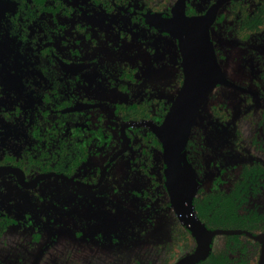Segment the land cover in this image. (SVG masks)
Masks as SVG:
<instances>
[{"label":"flooded vegetation","instance_id":"flooded-vegetation-1","mask_svg":"<svg viewBox=\"0 0 264 264\" xmlns=\"http://www.w3.org/2000/svg\"><path fill=\"white\" fill-rule=\"evenodd\" d=\"M7 232L30 264H264V0H0Z\"/></svg>","mask_w":264,"mask_h":264},{"label":"water","instance_id":"water-1","mask_svg":"<svg viewBox=\"0 0 264 264\" xmlns=\"http://www.w3.org/2000/svg\"><path fill=\"white\" fill-rule=\"evenodd\" d=\"M188 87V85H187ZM186 87V89H187ZM186 90H183L181 92V96H183V93H185ZM206 97H197V102H201ZM183 100H186V97H178L177 102L174 106V108L170 111V113L167 115L166 119L164 120L163 124L159 126L156 130L157 135L162 140V142L165 145V150L169 154V156L174 158L173 150L174 149H180L183 150L185 147L186 140L188 138L189 129L193 121L195 120V112L194 109L186 111L185 113H182V102ZM180 113V114H179ZM178 134L181 138V146H178L176 144V137L175 135ZM179 138V139H180ZM199 225V224H197ZM190 231L198 238L201 243L202 238H204L200 234V229L203 231V226H194L193 224L188 225ZM206 231V238H211L213 235V232L205 229ZM215 233V232H214ZM208 240V239H207ZM209 241V240H208ZM208 241L205 242V244H208ZM199 250L192 256L190 259H184L180 264H185L186 262H190L191 260H197V256L199 254Z\"/></svg>","mask_w":264,"mask_h":264},{"label":"rangeland","instance_id":"rangeland-1","mask_svg":"<svg viewBox=\"0 0 264 264\" xmlns=\"http://www.w3.org/2000/svg\"><path fill=\"white\" fill-rule=\"evenodd\" d=\"M197 97H186V100H183L181 108L182 113H185L186 111L192 110L193 108L191 105H194L197 103L196 100ZM180 114V113H179ZM176 137V144L178 146H181V138L178 134L175 135ZM180 138V139H179ZM61 235L64 239H66L68 233L67 231H61ZM16 244L13 243V235H11L10 232H7L6 234L2 235L0 237V264H30L31 257L28 258H21L19 250L16 249ZM60 248V247H59ZM57 247H51L49 251H46V256L44 257V264H55L54 258L56 254L59 252L61 254H65V258L68 259V242L65 245V248L61 246L62 249H59ZM57 263V262H56ZM64 263V262H63ZM62 263V264H63ZM65 264H68L65 262Z\"/></svg>","mask_w":264,"mask_h":264}]
</instances>
